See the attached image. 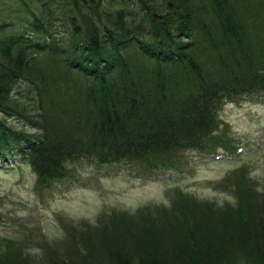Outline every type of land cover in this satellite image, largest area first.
I'll return each mask as SVG.
<instances>
[{
  "label": "trees",
  "instance_id": "16d2710c",
  "mask_svg": "<svg viewBox=\"0 0 264 264\" xmlns=\"http://www.w3.org/2000/svg\"><path fill=\"white\" fill-rule=\"evenodd\" d=\"M261 96L264 0L0 4V163L28 165L36 193L80 162L161 169L229 148L222 107ZM236 184L234 204L177 192L149 215L65 224V253L42 242L38 264H264V187ZM12 241L0 240V264H37Z\"/></svg>",
  "mask_w": 264,
  "mask_h": 264
},
{
  "label": "rangeland",
  "instance_id": "374dc122",
  "mask_svg": "<svg viewBox=\"0 0 264 264\" xmlns=\"http://www.w3.org/2000/svg\"><path fill=\"white\" fill-rule=\"evenodd\" d=\"M219 116L218 135L229 148L217 147L213 154L187 151L174 157V166L161 169L142 163L97 167L80 162L70 167L71 176L43 193L35 192V176L29 166L12 168L21 160L8 158V166L0 163V240H13L38 264L45 256L43 248L45 254L47 251L44 242L52 244L55 254L65 253L64 244L70 241L65 224L94 225L101 214L139 215L146 207L149 215L157 206H169L177 192L199 201L234 204L238 178H249L262 189L264 96L227 103ZM227 175L232 181L220 186Z\"/></svg>",
  "mask_w": 264,
  "mask_h": 264
}]
</instances>
